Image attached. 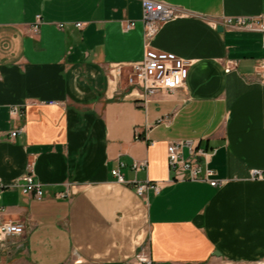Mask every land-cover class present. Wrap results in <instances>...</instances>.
<instances>
[{
  "label": "crops",
  "instance_id": "crops-1",
  "mask_svg": "<svg viewBox=\"0 0 264 264\" xmlns=\"http://www.w3.org/2000/svg\"><path fill=\"white\" fill-rule=\"evenodd\" d=\"M157 1L176 16L147 40L142 0H0V219L26 224L1 264L264 259V180L251 175L264 170L263 33L225 23L264 0ZM147 44L192 62L184 88L127 87ZM181 140L213 153L220 185L174 179L168 145ZM29 172L42 199L22 191ZM146 181L160 191L139 195Z\"/></svg>",
  "mask_w": 264,
  "mask_h": 264
},
{
  "label": "built area",
  "instance_id": "built-area-1",
  "mask_svg": "<svg viewBox=\"0 0 264 264\" xmlns=\"http://www.w3.org/2000/svg\"><path fill=\"white\" fill-rule=\"evenodd\" d=\"M143 5V24L145 28L146 39L153 38L159 31L161 23L170 20L176 16V10L171 5L157 0H142ZM225 23L248 31H257L263 33L264 43V13L257 16H231L227 17ZM135 21H128L126 29H131ZM61 27L64 24H60ZM77 26L82 27L83 23L78 22ZM37 26H35L36 30ZM192 62L185 59L175 52L152 48L147 44L144 59L131 66L125 82L130 90L140 93L142 99H147L159 93L172 94L177 90L184 88L190 73ZM119 71L122 74L121 68ZM264 74V72H263ZM13 114H22L19 107H13ZM24 131V127H19L11 131V137L14 138ZM212 152L206 151L200 143L192 140L174 141L168 145L169 167L176 176L175 180L190 179L195 181H205L213 186H218L222 182L215 178V171L209 166ZM201 158L203 160H201ZM125 163L112 171L113 175L123 181L121 168ZM136 168L144 166L141 163H135ZM251 175L254 179L264 180L263 169H252ZM1 187V183H0ZM22 191L37 199L45 196V191L40 182H38L32 172L25 174L21 183ZM150 188L160 191L159 183L146 181L136 184V190L142 197L147 196ZM70 192L66 190L62 195L68 196ZM26 232V224L19 220L0 219V245L10 236L23 235ZM139 260L147 264L153 262L144 255H139ZM1 264V258H0ZM70 264V263H62ZM236 264H264V259L252 262H240Z\"/></svg>",
  "mask_w": 264,
  "mask_h": 264
},
{
  "label": "water",
  "instance_id": "water-1",
  "mask_svg": "<svg viewBox=\"0 0 264 264\" xmlns=\"http://www.w3.org/2000/svg\"><path fill=\"white\" fill-rule=\"evenodd\" d=\"M221 29V28H220Z\"/></svg>",
  "mask_w": 264,
  "mask_h": 264
}]
</instances>
